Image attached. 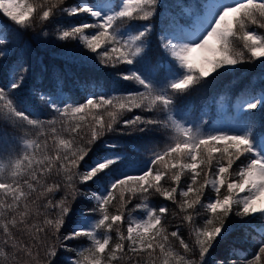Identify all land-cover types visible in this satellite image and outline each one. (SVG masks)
I'll use <instances>...</instances> for the list:
<instances>
[{"label": "snow or ice", "instance_id": "obj_1", "mask_svg": "<svg viewBox=\"0 0 264 264\" xmlns=\"http://www.w3.org/2000/svg\"><path fill=\"white\" fill-rule=\"evenodd\" d=\"M157 3L0 0V16L23 28L35 20L80 18L79 23L59 30V39L78 40L104 65H132L135 70L121 72V79L143 89L120 96L90 95L78 105L58 106L47 100V107L59 115L43 120L33 118L14 99L26 83L27 65L13 68L11 78L0 83V123L31 126L39 129L38 136L48 129L54 150L48 154L47 139L21 137L23 151L9 165V174L4 175L0 166V264H65L61 249L76 253L72 264H237L227 255L208 259L214 244L228 231L226 221L234 216L264 223V131L252 127L256 111L264 110V92L242 100L241 109L248 111L235 131H203L172 115L175 94L230 67L264 63V0H207L197 5L187 35L181 29L180 35L171 32L159 37L158 46L168 61L162 79L145 52L154 32ZM134 109L156 110L165 118L121 119ZM118 124L141 132L158 126L171 135L161 149L133 167L118 144L104 139L117 131ZM61 133H67V138ZM207 190L213 195L206 198ZM152 195L177 205L191 244L180 227L169 231L162 223L169 208L152 206ZM133 199L141 201L133 207L143 216L128 211ZM78 202L88 211L81 209L76 216ZM113 206L115 212H110ZM172 215L176 218L178 213ZM73 244H79L78 251L69 250ZM257 244L243 264H264V235Z\"/></svg>", "mask_w": 264, "mask_h": 264}, {"label": "trees", "instance_id": "obj_2", "mask_svg": "<svg viewBox=\"0 0 264 264\" xmlns=\"http://www.w3.org/2000/svg\"><path fill=\"white\" fill-rule=\"evenodd\" d=\"M107 1V0H106ZM75 0H68L69 4ZM116 0H114V3ZM207 0H158L157 15L153 18L154 32L148 38L145 52L150 66L157 67V78L162 79L163 73L168 67V61L163 55V49L158 46L161 35L176 32L178 34L183 27L192 29L197 5H203ZM0 83L11 78L13 68L21 64L29 67L26 83L19 93V106L26 110L33 118L39 117L43 120L58 117L53 109L47 107L46 101L52 100L58 106L78 105L84 103L90 95H126L128 92L143 91L142 87L121 79V72L128 69L135 70L132 65H118L116 68L104 65L99 62L94 53L84 48L78 40L59 39V30L66 29L73 24L79 23L80 18L60 16L54 22L41 23L35 20L31 26L23 28L12 24L3 16H0ZM144 23V22H139ZM46 33V34H45ZM240 47V43L236 42ZM136 67H140L137 65ZM264 92V63L259 60L251 61L221 71L219 75L213 73L205 81L190 88L186 92L173 96L172 115L175 119L190 123L192 126H200L203 131L213 129L238 130L245 122L247 109H241L243 99L251 96H258ZM43 95L46 99L41 100ZM107 120L106 113H101ZM133 115H142L146 118L164 119L165 114L156 110L147 111L134 109L131 113H125L121 119H130ZM86 119L90 120V117ZM264 124V110L255 113V120L252 124L254 131H264L261 125ZM117 131L106 134L105 140L118 144L122 153L127 157L133 167L151 157L153 151L161 149L171 132L158 126H149V130L141 132L131 126L118 124ZM88 129H84L87 133ZM39 129L31 126L0 123V166L3 167L4 175L10 172L9 165L22 153V145L18 142L21 137L27 139L43 140L49 142V155L54 154L52 135L48 129L44 130V136H38ZM67 138V133H61ZM37 154L40 151L37 150ZM92 153L90 155H95ZM236 166L234 165L233 168ZM182 177L181 183H184ZM203 179V176L200 177ZM163 183V182H162ZM166 187L169 185H165ZM95 190V189H92ZM224 190H221V195ZM211 190L206 191V198L212 196ZM59 195L57 196V199ZM177 199H180L177 193ZM139 199H133L128 204V211L133 216L141 217L143 212L135 210L134 205L140 203ZM94 203V202H93ZM152 206L159 207L166 205L169 213L162 221L169 231L181 228V235L186 242L191 244L192 237L189 234L188 226L182 224L178 207L172 201H166L158 195L150 197ZM76 216L80 210L88 211L84 204L79 203ZM76 206V205H74ZM91 205H89L90 207ZM201 215H204L203 210ZM110 212H115V206L110 207ZM173 213H178L173 218ZM75 219V217L73 218ZM243 221V222H242ZM197 223H201L198 219ZM229 225L228 231L223 234L217 244H214L215 251L208 257L209 260L220 259L227 255L229 261L243 264L245 256L251 257L258 244L257 241L264 235V223L259 219L229 217L226 221ZM127 213L125 225L126 230ZM116 237L114 235L113 240ZM83 243V240L80 241ZM177 250L180 246L173 241ZM78 251L79 244L69 245V250ZM7 251V249H5ZM65 264H72L75 259V252L60 250ZM2 261V258H0ZM159 264V261H157Z\"/></svg>", "mask_w": 264, "mask_h": 264}, {"label": "rangeland", "instance_id": "obj_3", "mask_svg": "<svg viewBox=\"0 0 264 264\" xmlns=\"http://www.w3.org/2000/svg\"><path fill=\"white\" fill-rule=\"evenodd\" d=\"M106 2H112V3H114V0H107ZM182 30H183V34L184 35H187V33H189L192 29H188V28H186V27H184V28H182ZM181 34V31H180V33H178L177 35H180ZM186 42V41H185ZM135 217V216H134Z\"/></svg>", "mask_w": 264, "mask_h": 264}]
</instances>
